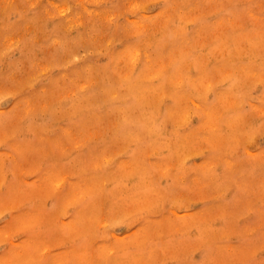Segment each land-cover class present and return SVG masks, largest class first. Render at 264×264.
<instances>
[{
	"label": "rangeland",
	"instance_id": "obj_1",
	"mask_svg": "<svg viewBox=\"0 0 264 264\" xmlns=\"http://www.w3.org/2000/svg\"><path fill=\"white\" fill-rule=\"evenodd\" d=\"M0 264H264V0H0Z\"/></svg>",
	"mask_w": 264,
	"mask_h": 264
}]
</instances>
